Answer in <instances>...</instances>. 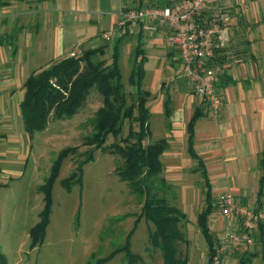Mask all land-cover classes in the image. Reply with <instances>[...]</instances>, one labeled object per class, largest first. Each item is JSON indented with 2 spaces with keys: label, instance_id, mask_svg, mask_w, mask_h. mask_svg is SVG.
Masks as SVG:
<instances>
[{
  "label": "crops",
  "instance_id": "1",
  "mask_svg": "<svg viewBox=\"0 0 264 264\" xmlns=\"http://www.w3.org/2000/svg\"><path fill=\"white\" fill-rule=\"evenodd\" d=\"M133 2L134 6H162L166 0H46L20 5L12 3L9 7L1 8L2 136L11 133L7 106L15 101L17 92L12 95L14 97L9 96L16 89L23 90L29 74L27 66L35 62L40 54H45V59L37 65L42 68L68 57L80 56L88 49L106 47L107 53L113 50L117 39H105L104 34L115 28L120 13ZM220 9L227 13L229 21L222 45L216 52V62L222 67L218 88L223 106L218 114L212 115L201 103L182 73L178 75L176 72L166 81L159 79L157 84L160 87L157 85L152 92L146 90L150 92V98H154L153 105H163V116L155 126L156 138L157 141L164 140L168 149L160 157L163 170L159 178L168 186V180L164 178L166 173L178 176L184 172L181 165H178L186 160L185 148L190 156L189 124L197 110H201L202 114L194 123L193 148L207 172L213 197L229 191L242 200L256 203L258 207L257 195L259 181L263 176L261 160L264 151V0H217L209 5L204 20L210 21ZM7 16L12 17L11 22ZM25 24L29 25L28 29ZM13 34L15 39L9 46L7 37ZM131 36L136 41L129 47L140 43L147 58L148 48L154 51L153 55L157 54L164 60L158 59L156 69L169 74L170 69L181 66L178 51L169 45L167 32L162 31L152 38L130 33L124 39ZM149 40L153 41L147 42ZM34 41L37 42L36 48ZM164 42L174 51L173 55L167 53L168 49H163ZM148 62L149 59L145 64L144 81ZM38 69L31 72H37ZM164 81L167 83L165 93L162 92ZM153 133L151 130L150 137ZM190 158L196 164V167H190L193 175L200 174L204 185L198 161ZM162 159H165L168 167ZM210 218L218 225V229L214 230L217 236L224 222L214 212ZM256 233L259 234V229ZM231 262L235 260L229 257L225 264Z\"/></svg>",
  "mask_w": 264,
  "mask_h": 264
},
{
  "label": "rangeland",
  "instance_id": "2",
  "mask_svg": "<svg viewBox=\"0 0 264 264\" xmlns=\"http://www.w3.org/2000/svg\"><path fill=\"white\" fill-rule=\"evenodd\" d=\"M128 6L135 7L134 2ZM1 12L2 9L0 17ZM7 17L11 22L12 17ZM25 27L28 29L29 25L25 24ZM135 41L132 36L124 39L120 49L119 64L128 94L134 91L128 84V77L133 68L136 48V45H129ZM151 41L153 40L147 42ZM34 42L36 48L37 42ZM163 49H168L167 53L173 55L174 51H171L165 42ZM147 51L149 62L146 65L147 77L143 90L152 92L159 79L169 80L176 72L178 75L182 73L179 62L176 68L170 69L169 74L156 69L158 59L162 58L157 54L153 55V50L147 48ZM112 52L113 50H110L102 58L106 64L109 63ZM44 55L40 54L35 62L27 66V78L31 71L40 68L37 65L45 59ZM43 68L45 67L38 71ZM165 81L163 93L167 87ZM22 91L16 89L9 96L17 92L15 101L7 106L10 135L2 136L3 130L0 127V183L3 184L0 187V251L7 257L9 264H95L97 260L106 258L122 247L131 231H134L130 241L131 251L141 257L138 264H162L160 250L150 244L152 225L142 220L135 226L143 200L132 194L127 183L116 175L115 170L123 164L120 156L94 150L93 160L82 167V182L74 184L70 192L62 186V181L72 175L80 161L85 158V152L90 150L84 145V140L92 131V119L96 111L102 106L101 95L92 89L77 115L71 119L52 120L45 131L36 133L30 139L24 130L19 109ZM153 103L154 98H150L147 103L152 114L149 120L150 129L154 131L147 143L158 140L155 126L163 116V105L155 106ZM127 132L128 126L125 125L123 136H126ZM112 141L114 139L110 138L109 142ZM69 147H76L77 153L69 155L63 161L59 176L53 185L52 213L44 241L31 249L29 231L38 223L44 206V195L39 191V187L49 177L59 152ZM185 153L186 160L178 165H181L184 172L178 176L163 174L165 180H168V186H163L160 178L156 180L157 195L166 198L171 206L178 208L186 216L180 225L186 242L179 246L186 264H207V246L197 222L199 213L205 207V188L200 174L192 173L190 167H196V164L187 154L186 148ZM162 161L166 165L165 159ZM209 227L216 236L214 230L218 229V225L212 218ZM263 247L264 244L255 243L252 251L257 252L259 256L253 260V264H264L261 257ZM105 264H127L125 253L117 254Z\"/></svg>",
  "mask_w": 264,
  "mask_h": 264
},
{
  "label": "trees",
  "instance_id": "3",
  "mask_svg": "<svg viewBox=\"0 0 264 264\" xmlns=\"http://www.w3.org/2000/svg\"><path fill=\"white\" fill-rule=\"evenodd\" d=\"M41 1L46 0H0V9L9 7L12 3ZM125 37L126 35L114 43L108 64L102 59L107 54V48L100 47L88 49L80 56L62 59L32 73L23 86L22 101L19 105L24 130L32 139L36 133L45 131L52 120L71 119L84 106L91 90L95 89L102 97V106L96 111L92 119V131L84 140V145L90 150L85 152V158L80 161L72 175L62 181V186L70 192L74 184L82 182V167L93 160L94 150L120 156L123 164L115 170L116 175L127 183L132 194L143 200L135 226L142 220L152 225L153 230L149 234L150 244L160 250L162 264H186V259L182 258L179 250L180 244L186 242L180 227L186 216L178 208L171 206L166 198L157 195L158 189L155 184L163 170L160 157L168 149V145L164 140L147 143L151 135L149 123L151 112L147 106L151 94L143 90L147 57L142 44L138 43L134 50L133 68L128 77V84L134 91L128 94L119 64L121 44ZM14 39V34L8 36L7 44L11 46ZM168 113L167 104L166 114ZM201 114L202 111L197 110L190 121L188 151L190 156L198 161L204 179L205 207L198 215L197 222L207 246L209 264L214 254L213 245L216 240L209 227L210 217L214 212L213 193L207 172L193 148L194 123ZM125 125L128 126V132L123 136ZM110 138L114 141L109 142ZM76 153V147L61 150L52 165L49 177L39 187V191L44 195V206L39 214L38 223L29 231L31 249L44 241L52 213L53 185L59 176L63 161ZM261 169L263 176L259 181L260 189L257 195L259 210L264 209V151ZM160 183L165 186L163 180H160ZM1 186L3 185L0 184ZM133 233L134 231L129 233L122 247L106 258L97 260L95 264H105L119 253H125L127 264H138L141 257L131 251L130 241ZM255 243L264 244L263 223L259 226ZM258 256L257 252L251 251L240 256L236 263L253 264V260ZM261 257L264 262V247ZM0 264H9L1 251Z\"/></svg>",
  "mask_w": 264,
  "mask_h": 264
},
{
  "label": "built area",
  "instance_id": "4",
  "mask_svg": "<svg viewBox=\"0 0 264 264\" xmlns=\"http://www.w3.org/2000/svg\"><path fill=\"white\" fill-rule=\"evenodd\" d=\"M216 1L166 0L162 6L128 8L120 13L115 28L106 32L104 38L115 40L130 33L152 38L167 32L169 45L178 51L182 76L190 82L201 103L217 115L223 99L218 88L222 67L216 62V52L224 40L229 16L220 9L210 21L204 20L209 5ZM255 205L229 191L213 197L215 216L223 220L224 226L216 236L209 264H225L229 257L236 262L252 251L256 232L264 222V209Z\"/></svg>",
  "mask_w": 264,
  "mask_h": 264
}]
</instances>
